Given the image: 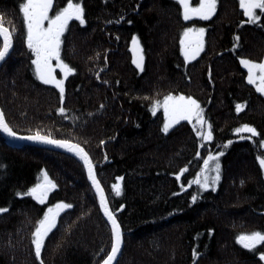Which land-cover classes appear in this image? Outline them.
I'll return each mask as SVG.
<instances>
[{
	"label": "trees",
	"instance_id": "trees-1",
	"mask_svg": "<svg viewBox=\"0 0 264 264\" xmlns=\"http://www.w3.org/2000/svg\"><path fill=\"white\" fill-rule=\"evenodd\" d=\"M20 2L0 0L4 25L16 29L0 66V107L18 134L39 130L88 151L121 224L116 264H264V243L249 250L236 240L264 232V177L257 160L264 156V94L247 81L240 63L260 61L264 16L248 23L239 0H218L211 18L188 21L176 0H77L86 23L73 19L62 36L61 57L75 71L65 79L61 103L59 89L35 75ZM66 3L54 0L51 13ZM186 27L205 29L203 50L187 62L180 46ZM133 36L142 46L141 68L130 52ZM168 94L200 102L212 125L211 141L197 137L187 120L163 131L161 110L153 112L152 104ZM244 124L257 135L236 133ZM210 152L222 153L215 191L194 183ZM42 170L57 185L44 204L26 194L42 180ZM117 177L120 196L112 189ZM60 201L72 207L60 212L45 237L43 264H99L111 247V230L82 163L45 148L11 146L0 134V208L7 209L0 213V264H40L32 232L46 208Z\"/></svg>",
	"mask_w": 264,
	"mask_h": 264
},
{
	"label": "snow or ice",
	"instance_id": "snow-or-ice-1",
	"mask_svg": "<svg viewBox=\"0 0 264 264\" xmlns=\"http://www.w3.org/2000/svg\"><path fill=\"white\" fill-rule=\"evenodd\" d=\"M178 3L182 9V16L185 21L190 20L192 17L208 20L217 12L218 6V0H199L196 6H192L189 0H178ZM239 3L244 15L248 18V23L256 24L261 22L262 16H264V0H239ZM53 8L54 0H21L19 3V10L22 13L23 23L26 28L25 43L31 55L34 57L31 60V64L34 66L35 75L44 84L55 85L59 89L60 101L63 103L65 99L64 80L57 79L56 74H54V68H59L65 77L74 72L75 69L61 57L62 36L69 28L70 21L75 19L83 25L86 23V20L83 5L81 2H77V0H67L64 7L56 10L54 15H50V9ZM257 10H259V14ZM15 32L16 29L14 26L11 29L4 26V18L0 15V40H2V43H0V61H5L10 55V50L13 49V36ZM204 34L205 29L203 27H186L183 29L180 46L186 62L195 59L203 50ZM236 39L238 40L239 37H236ZM133 45L135 46L133 49V63L136 64L137 68H141L143 56L135 55L139 51V42L135 36H133ZM236 46L235 44L233 45L234 48ZM53 59L56 61L55 65L52 63ZM240 63L247 69L248 82L253 84L258 92L264 94V61L254 62L250 59L241 58ZM160 106L163 107L164 111V132H168L169 128L179 121L187 120L192 122L194 120L196 136L205 141H211L213 139L212 125L205 118L204 109L197 99L183 94L178 96L168 94L164 96L162 102L160 100L153 102L152 111L155 112ZM241 108V104L236 105L237 112L241 111ZM57 111L64 114L66 109L59 107ZM197 125L199 126L198 128L196 127ZM242 131L251 133L252 136L257 135L256 128L248 124H244L235 129L236 133ZM0 132L12 138H22L43 144L55 145L73 153L83 162V166L87 172V178L91 182V186L95 189L96 196L98 197L100 210L107 217L111 225V250L100 264H113L117 254L121 251L123 242L121 224L118 222L115 212L109 206L108 199L97 178V173L94 170L89 153L79 143H73L71 140L66 139H56L50 133L46 135L41 134L39 130L26 137H19V134L6 121L3 111H0ZM252 136H249L248 139H252ZM101 143L103 144L104 141H101ZM227 143L230 144L231 141ZM260 146L264 147V140L260 141ZM199 154L197 152V155ZM221 155V152H216L215 154L210 152L204 158V167L201 169V173L197 174V178L194 181L201 189L212 188L215 191V185L220 180V163L218 158ZM257 160L260 167L264 169V156H258ZM210 170H214L216 174L209 176L208 172ZM180 171L182 173L184 169ZM42 173V180L30 187L26 193L27 195H31L40 204H44L49 192L57 187L56 183L49 177L46 171L42 170ZM121 179L117 177V182L112 185L116 196L121 195L122 189L119 182ZM177 179H180L179 174H177ZM183 189L184 186L182 185L181 191ZM17 195H25V193L18 192ZM196 198V195L192 196L193 201ZM71 207L72 205L69 203L63 201L57 202L54 206L47 208L43 217L37 220L36 227L32 232L31 243L34 247L36 259L40 261V264H43L41 250L45 244V237L56 226L57 217L60 212ZM123 207L124 205L122 204L120 208L122 209ZM119 210L116 209L115 211ZM5 211L7 209L0 208V213ZM236 240L244 248L255 250L256 245L264 243V232L254 231L250 234H240L236 237ZM197 255L198 253L194 249L193 257L195 258ZM259 257L261 261H264V252H260Z\"/></svg>",
	"mask_w": 264,
	"mask_h": 264
},
{
	"label": "water",
	"instance_id": "water-1",
	"mask_svg": "<svg viewBox=\"0 0 264 264\" xmlns=\"http://www.w3.org/2000/svg\"><path fill=\"white\" fill-rule=\"evenodd\" d=\"M6 27V26H5ZM1 43H2V40H1ZM11 51L12 50H10V53H11ZM7 59V58H6ZM3 62L4 61H0V66L3 64ZM0 111H2V109H1V107H0ZM0 134L2 135V137L5 139V141L9 144V145H11V146H16V147H21V146H35V147H41V148H48V149H51V150H53V151H57V152H60V153H64V154H66V155H68V156H71V157H73L74 159H76V160H78V161H80L81 163H82V165H83V162L78 158V157H76L73 153H71V152H68L66 149H63V148H59V147H57V146H55V145H50V144H43V143H40V142H35V141H30V140H27V139H22V138H12V137H9V136H7L6 134H4L3 132H0ZM27 135H29V134H19V137H26ZM73 143H77V142H74V141H72ZM81 147L82 148H84L82 145H81ZM84 150L86 151V152H88L85 148H84ZM90 155V154H89ZM90 158H91V156H90ZM91 160H92V158H91ZM93 162V161H92ZM93 166H94V164H93ZM84 167V166H83ZM84 170H85V168H84ZM94 170H95V166H94ZM96 171V170H95ZM85 173H86V178H87V172H86V170H85ZM97 178H98V176H97ZM87 181H88V183L90 184V186H91V182L88 180V178H87ZM100 184H101V182H100ZM92 187V186H91ZM101 187L103 188V186H102V184H101ZM93 189V191L95 192V189L94 188H92ZM103 190H104V188H103ZM104 192H105V190H104ZM95 194H96V192H95ZM105 195H106V197H107V194H106V192H105ZM97 197V196H96ZM107 199H108V197H107ZM97 200H98V197H97ZM108 202H109V200H108ZM98 205H99V200H98ZM109 206H110V203H109ZM110 208H111V206H110ZM99 209H100V207H99ZM112 209V208H111ZM101 211V210H100ZM101 214H102V216L104 217V219L106 220V222L108 223V225H109V227H110V230H111V225H110V223L108 222V220H107V217H105L104 215H103V212L101 211ZM121 231H122V229H121ZM122 239H123V234H122ZM122 247H123V242H122V246H121V250H122ZM110 250H111V247H110ZM109 250V251H110ZM120 253H121V251L117 254V257H116V260H114L113 261V264H116V262H117V260H118V258H119V256H120ZM107 255V254H106ZM104 259V258H103ZM100 264V263H99Z\"/></svg>",
	"mask_w": 264,
	"mask_h": 264
},
{
	"label": "rangeland",
	"instance_id": "rangeland-1",
	"mask_svg": "<svg viewBox=\"0 0 264 264\" xmlns=\"http://www.w3.org/2000/svg\"><path fill=\"white\" fill-rule=\"evenodd\" d=\"M177 2H178V0H176ZM189 2H190V4H192V6H196V5H198V3H199V0H189ZM181 8V7H180ZM182 10V9H181ZM49 14L50 15H54V14H52L51 13V9H50V12H49ZM193 19H200L199 17H192L190 20H193ZM75 20V19H74ZM200 20H203V19H200ZM46 23V22H45ZM4 26H6V25H4ZM7 27V26H6ZM196 28H200V27H196ZM138 40V39H137ZM138 42H139V51L137 52V53H135V55H137V56H140V55H142L143 56V50H142V46H141V44H140V41L138 40ZM0 43H1V40H0ZM13 45H14V40H13ZM134 45H133V38L131 39V41H130V52H131V55H132V59L134 58V51H133V49H134ZM34 58V57H33ZM63 59V58H62ZM64 60V59H63ZM254 62H261V61H264V53H263V55L261 56V58H260V61H255V60H253ZM5 62V61H4ZM3 62V63H4ZM52 63H53V65H55V63H56V61H55V59H53L52 60ZM135 64V63H134ZM142 64H143V61H142ZM136 65V64H135ZM243 66V65H242ZM244 67V66H243ZM245 68V67H244ZM246 69V68H245ZM54 74H56V76H57V79H63L64 80V83H65V79L67 78V77H65L64 75H63V73L60 71V69L59 68H54ZM246 74L248 75V72H247V69H246ZM258 74V73H257ZM248 81V80H247ZM53 86H55V85H53ZM256 88V87H255ZM173 96H178V95H181V94H172ZM184 95V94H183ZM160 101L162 102L163 101V99H160ZM158 109H160L161 110V113H162V119H163V125H164V111H163V107L162 106H160V107H158L157 108V110ZM192 124H193V126H194V124H195V121L193 120L192 122H191ZM174 125H172V127H173ZM197 128L199 127L198 125L196 126ZM170 129V128H169ZM31 134V133H30ZM42 134V133H41ZM46 135V134H45ZM72 141V140H71ZM205 141V140H204ZM74 142H76V141H74ZM78 143V142H77ZM81 145V144H80ZM14 147H16V146H14ZM39 148H41V147H39ZM45 149H48V148H45ZM49 150H51V149H49ZM53 151V150H52ZM57 152V151H56ZM58 153H60V152H58ZM62 154H64V153H62ZM208 156V154L205 156V158ZM219 159V158H218ZM204 161V160H203ZM94 164V163H93ZM204 167V164H203V162H202V164H201V167H200V169H199V171H198V173H201V169ZM96 170V169H95ZM97 173V172H96ZM262 173H263V177H264V169H262ZM86 174V173H85ZM208 175L209 176H214L215 174H214V170H210L209 172H208ZM90 185V184H89ZM56 204V203H55ZM55 204H53V205H50V206H48L47 208H49V207H52V206H54ZM47 208H46V210H47ZM45 210V211H46ZM110 250V249H109ZM109 252V251H108ZM104 258V257H103ZM103 260V259H102ZM101 260V261H102ZM100 261V262H101Z\"/></svg>",
	"mask_w": 264,
	"mask_h": 264
},
{
	"label": "bare ground",
	"instance_id": "bare-ground-1",
	"mask_svg": "<svg viewBox=\"0 0 264 264\" xmlns=\"http://www.w3.org/2000/svg\"><path fill=\"white\" fill-rule=\"evenodd\" d=\"M8 58V57H7Z\"/></svg>",
	"mask_w": 264,
	"mask_h": 264
}]
</instances>
